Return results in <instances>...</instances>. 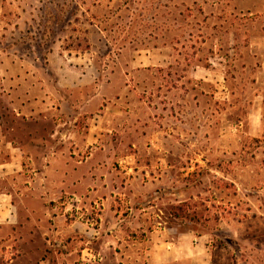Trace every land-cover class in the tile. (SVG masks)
<instances>
[{"label": "rangeland", "instance_id": "374dc122", "mask_svg": "<svg viewBox=\"0 0 264 264\" xmlns=\"http://www.w3.org/2000/svg\"><path fill=\"white\" fill-rule=\"evenodd\" d=\"M14 1L28 11L20 48L36 57L37 87L52 91L50 129L72 121L81 131L76 110L114 104L111 172L124 190L113 193L117 214L65 203L61 240H25L0 264H143L142 230L159 226L175 228L165 232L183 248L197 242L190 256L164 264H264V0ZM51 53L66 60L63 76L49 66ZM66 103L74 112L61 110ZM129 166L137 168L130 176ZM151 175L163 182L150 191ZM182 202L200 221L172 216ZM139 214L145 223L112 237L123 224L115 217Z\"/></svg>", "mask_w": 264, "mask_h": 264}, {"label": "crops", "instance_id": "0c3cea01", "mask_svg": "<svg viewBox=\"0 0 264 264\" xmlns=\"http://www.w3.org/2000/svg\"><path fill=\"white\" fill-rule=\"evenodd\" d=\"M26 13L28 11L16 6L14 0H0V259L10 251L14 253V245L20 248L25 240L31 243L38 238L61 240L62 235H66L63 232L66 227L62 226L61 208L65 203L79 202L80 206L100 203L104 211L108 209L117 214V208L115 210L113 206V193L121 195L122 192L117 191L124 190L122 179L116 181V186L113 181L115 173L111 172L115 160L114 104L109 103L106 107L103 105L105 108L100 113L91 112V104H86L83 112L76 110L78 116L75 120L81 118L83 121L81 131H78L77 124L73 126L75 130L67 127L72 121H60L57 125L55 123L53 130L50 129L53 121L47 120L46 116L52 110L51 88L45 84L37 87L36 57L30 55L28 49L23 53L20 48L23 45L20 37L26 26L21 19ZM13 16L17 17L11 22ZM47 61L50 67L54 65L60 76L68 71L67 62L60 54L51 53ZM38 94L43 95V98ZM66 108L74 112L70 103L62 105L61 110ZM41 123L42 132L36 130V125ZM131 132L140 135L136 128H132ZM141 135L144 138L147 133ZM127 158L134 159L135 156L128 155ZM135 170L137 168L129 166L124 174L130 176ZM149 182L150 185L144 189L151 191L157 189L155 186L158 183L161 185L163 180L157 175H151ZM125 184L128 188L132 182L126 181ZM85 190H91V194L84 195ZM66 193L71 196L62 202ZM120 215L115 219L123 224L116 227L118 230L113 229L112 237L117 236L123 240L128 236L125 231L128 224L140 225L147 220L140 214L133 221L121 218ZM257 218L264 223V216ZM80 224L92 230L89 221ZM45 225L46 234L43 230ZM263 227L261 225V229ZM165 231L173 232L176 229L159 226L142 230L144 240H150V244L148 241L139 243L138 257L141 263L179 261L190 256L189 250L194 251L197 242L192 241L191 247L183 248L176 235ZM5 237L9 239L6 249L3 245ZM262 238L259 242L264 245ZM122 247L126 252L127 247ZM41 260V264H49Z\"/></svg>", "mask_w": 264, "mask_h": 264}, {"label": "trees", "instance_id": "16d2710c", "mask_svg": "<svg viewBox=\"0 0 264 264\" xmlns=\"http://www.w3.org/2000/svg\"><path fill=\"white\" fill-rule=\"evenodd\" d=\"M171 214L175 218H184L191 221H200V217L196 212H192V207L187 202H182L180 204L174 205L171 208Z\"/></svg>", "mask_w": 264, "mask_h": 264}]
</instances>
